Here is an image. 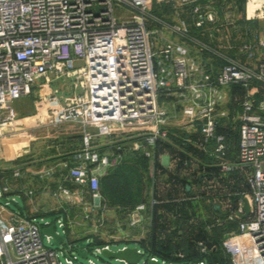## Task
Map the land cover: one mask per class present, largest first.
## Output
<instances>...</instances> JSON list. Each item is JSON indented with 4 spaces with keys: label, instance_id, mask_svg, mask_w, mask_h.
Segmentation results:
<instances>
[{
    "label": "built area",
    "instance_id": "obj_1",
    "mask_svg": "<svg viewBox=\"0 0 264 264\" xmlns=\"http://www.w3.org/2000/svg\"><path fill=\"white\" fill-rule=\"evenodd\" d=\"M151 1L0 0L1 158L15 164L0 167V264H72L73 259L83 258L79 251H85L86 258L88 249L96 254H103L104 249L117 251L110 248L114 242L134 241L150 247L153 221L148 206L160 203L156 197L125 209V233L116 232L109 240L97 242L107 235L104 226L112 210L104 204L101 192V178L111 165V157L101 151V141L115 140L119 149L124 141L131 150L152 158L156 147L170 140L168 126L173 115L160 103L161 95L166 94L185 101L184 119L201 126L199 138L180 137L181 143L191 141L210 157H224L228 147L225 135L217 132V117L225 113L216 111L225 100L224 88L231 85L247 90L238 116L236 159L234 163L222 159L216 165L224 172L238 169L246 189L232 205L227 201L230 194L213 195L227 206L221 207L209 228L236 221L237 229L225 233L220 243L231 264H264V98L259 97L264 95V37L258 40L251 64L229 58L214 72L197 62L183 42L155 37L150 27V20L156 19L149 13ZM176 1L191 6L195 27L214 20L213 12L203 10L202 0ZM243 19L264 20V0H244ZM171 29L187 35L181 26ZM252 48L250 42L243 43V50ZM76 61L83 64L76 66ZM27 96H33L34 112L20 122L15 103ZM25 121L32 122L30 129L78 124L82 145L70 157L38 170L19 165L23 155L13 154L9 143L16 138L12 134L15 126H26ZM212 141L216 147L210 150ZM27 177L39 180L42 186L13 183ZM53 179H57L54 185L50 183ZM14 194L24 196L30 204L49 195L56 204L48 211H55L56 219L46 221L45 214H38V209L30 212L24 205L23 212L9 208V196ZM245 199L250 210L243 218ZM116 223L117 230L121 225ZM51 225L64 238L57 247L46 245L42 238L43 229ZM77 229L82 235L88 231V248L75 249L72 236ZM46 235L49 242L54 239ZM192 244L193 250L177 251L173 260L149 255L141 245L137 248L142 256L136 264L152 260L209 264L207 258L216 249L211 240ZM67 252L78 255L71 259Z\"/></svg>",
    "mask_w": 264,
    "mask_h": 264
},
{
    "label": "crops",
    "instance_id": "obj_2",
    "mask_svg": "<svg viewBox=\"0 0 264 264\" xmlns=\"http://www.w3.org/2000/svg\"><path fill=\"white\" fill-rule=\"evenodd\" d=\"M202 4L204 11L214 13V20L206 21L202 27H195L190 5L181 4L176 0H152L149 5V13L151 17L154 16L156 19L150 20V27L154 31L155 37L161 41L164 39H172L174 41L183 42L187 45L190 55L197 62L206 64V66L214 72H217L220 66L229 58L237 59L242 63L251 64L256 56L255 48L258 40L264 37V20L246 22L243 19L242 4L238 5L235 0H202ZM172 25H178L184 28L187 31L186 37L173 31L171 29ZM246 41L250 42L253 46L250 52L242 49L243 43ZM224 92L225 100L216 111L225 113V115L218 114L217 117V132L225 135V142L228 147L226 155L221 158H213L206 155L203 151L194 146L191 141H187L185 144L181 143L182 140H180V137H182V139L187 138L191 140L200 137V123L196 122L192 125L186 122L182 115V107L185 105V101L179 99L178 96L169 97L166 94L161 95L160 103L162 107L173 115L168 126L170 140L158 145L152 158L144 156L141 151H137L140 152L143 157L140 155L142 157L140 160L133 159L126 162V164L137 166L143 174V179L145 181L143 202L150 203L151 199L154 197L158 198L160 202L158 205L152 206L150 204L148 206L153 224H157L156 221L158 218L160 222H162L163 219L170 218L171 216L172 218L168 220L173 221V229L176 230L177 228L178 233L183 231V229H180V226L183 225L185 219L181 218L179 214L164 207L163 204L181 200H190L194 202L193 199L195 197L189 193L190 191L188 189L189 198H181L182 191L175 189V187H178V176L184 172L186 175H190L193 170V165L213 164L214 167L208 170L215 171L214 179H217L222 187L221 190H217L218 192H207L209 193V197H213V195L220 192H222L224 196L229 194V188L225 184V178L227 181L229 180L231 182L232 171L224 172L216 164L222 159L229 163L235 162L237 151L231 149V135L238 130V116L242 111V102L245 99L247 90L239 85H231L225 87ZM78 133L82 134V131ZM54 137V140L48 145V151L44 158L36 157V159H31L28 162L26 157H24L26 154L20 153L23 157L19 159L17 163L31 170H38L51 164H56L61 159L68 158L66 156L68 153L74 152L82 145V139L69 140L66 136L63 138L61 136ZM61 138L63 143L60 141ZM68 141L71 142L68 143ZM114 141L115 140L108 138L101 141L102 153L111 157V165L106 169L102 178L108 173L115 171L124 162V149H119ZM215 147V141L210 142L208 145L210 150H213ZM17 149L22 151L21 147ZM204 173H208L204 174L208 176L210 172L205 171ZM13 181V183L17 185L18 183H29L31 185L36 184L38 187L42 186V183L34 178L27 177L20 179V181ZM56 182L57 179H53L50 183L54 185ZM244 192L245 190L241 192L242 196ZM22 197L25 200L24 206L28 208L30 212L38 209L39 211L37 213L42 215L45 214V216L55 213V211H48L50 207H53L56 203L55 200L51 199L47 194L42 195L32 204H30L28 199L24 196ZM213 208L218 214L222 212L220 207L216 210L215 205H213ZM64 210L71 214L73 212L67 208ZM193 218L194 216H191L186 221L192 220ZM165 231L166 229H163L162 226L159 225V227H157V234L160 239L163 238ZM72 237L75 241L85 238L78 229ZM207 239H209V237H207ZM194 240H200V238ZM191 245L193 247V244ZM186 250L190 252L192 248Z\"/></svg>",
    "mask_w": 264,
    "mask_h": 264
},
{
    "label": "rangeland",
    "instance_id": "obj_3",
    "mask_svg": "<svg viewBox=\"0 0 264 264\" xmlns=\"http://www.w3.org/2000/svg\"><path fill=\"white\" fill-rule=\"evenodd\" d=\"M243 0H235V2L240 5ZM117 9L116 8V14H117ZM118 16V14H117ZM82 61H76V66L82 65ZM54 85H58V83H54ZM264 88V86H263ZM264 91V90H263ZM16 109L18 110V115H19V121L22 122L21 120L25 118L26 116L32 115L34 112V104H33V96H27L24 98L19 99L15 103ZM28 122L27 125L23 126H15L14 129H16V132H13L12 134H16V138L14 137L13 141L9 143L10 148H12V153L13 154H26L24 157H26V160L29 162L31 159H36L38 158H44L45 155L47 154L48 151V145L54 140V136H61L62 138L66 136L67 139H73L70 136H74L75 134H80L78 132L82 131V127H80L78 124H66L61 127H37V128H29L30 124H32L31 121H25ZM4 131H12L11 128H5L3 129ZM60 139V141L62 140ZM58 140V139H55ZM63 143V141H61ZM71 141H68L70 143ZM22 148V151H20L19 148ZM235 151V148L233 149ZM0 152L1 156L3 154L2 147L0 145ZM9 153V151L7 152ZM33 156V157H32ZM14 166L13 162H7L4 161L2 158H0V167L4 168H12ZM193 170L191 171V174L181 173L178 176L177 180V185L178 187H175L176 190H181V198H189L190 195L189 193L192 194L195 198L193 201L195 202V205L197 206L196 210L197 213L194 216L192 220L186 221L184 220L183 225L180 226V229L183 231L181 233H178V229L176 230L173 229L174 223L173 221H170L168 219L170 218H165L162 220L161 225L163 229H166L163 238L160 239L163 244V246L171 252V254H174L177 251L184 250L189 248H193L192 245H189L190 243L188 242L190 237H195V239L199 236V234H202L203 236H208L210 231L213 229V227L209 228V225L212 223L216 222V218L218 217V213L214 210L213 205H218L220 208L226 205L223 201L225 200H218L217 198L214 197H209V193L217 190H221V185L219 184V181L217 179H214L215 171L213 170H208L209 168L206 166L200 165H193ZM210 172L204 173V172ZM232 171V181L230 182L229 180L227 181L225 178V184L229 188V194L230 196L228 197L229 199L227 200L229 204L232 205V203L236 202L238 199L242 197V191L245 190V186L241 179L238 177L239 171L238 169ZM212 173V174H211ZM219 175V174H218ZM217 177V176H216ZM220 177V176H219ZM187 189L190 191L189 193L187 192ZM209 192V193H207ZM218 192V191H217ZM15 199L18 201L20 205H24L25 200L24 198L19 195V194H14L10 195L9 199ZM223 203H222V202ZM227 206V205H226ZM9 208L15 209L16 207L12 204H9ZM227 208V207H226ZM112 210H109V220L105 224L104 230L106 231L107 235L101 236L103 239H98V243H102L105 240H109L108 237L111 234H121L126 232V214H125V209L126 208H110ZM56 219L55 215H46L45 220L46 221H54ZM119 224L120 228L117 230L114 228V224L117 225ZM230 222V221H229ZM229 225L232 226L231 223ZM58 230L62 233L63 236L66 237L67 235L62 232V229L58 228ZM88 231L85 230V233L83 234L84 236H88ZM135 232V230H134ZM83 233V231H82ZM207 234V235H205ZM82 235V236H83ZM42 238L43 241L45 242L46 245H52L53 247H57L55 240L52 239L50 242L48 241L47 235L42 231ZM210 238V237H209ZM90 242L87 241L86 238L80 239L76 241L75 243V249H86L90 246ZM130 247V248H135L139 247L141 248L140 243L138 242H114L110 244V248L113 250H118L122 247ZM94 248V246L92 245ZM91 247V248H92ZM96 247V246H95ZM187 252V251H186ZM89 257L88 258H80L78 257L76 260L73 259L75 255H78L77 252H67L66 256L73 259L72 264H91L89 262V258L95 260L96 262L100 264H122L119 260L115 258H109L103 254H96L95 251H91L88 249ZM222 253V252H221ZM60 259L65 263V258L64 255L60 254Z\"/></svg>",
    "mask_w": 264,
    "mask_h": 264
},
{
    "label": "trees",
    "instance_id": "obj_4",
    "mask_svg": "<svg viewBox=\"0 0 264 264\" xmlns=\"http://www.w3.org/2000/svg\"><path fill=\"white\" fill-rule=\"evenodd\" d=\"M242 7L244 8V0L241 2ZM240 4V5H241ZM264 88L262 87V91ZM264 92V91H263ZM260 98H264V95L259 96ZM232 136V150L235 148L237 151L238 141H239V133L238 130L233 133ZM73 138L72 140L82 139V134H75L74 136H70ZM121 150L124 149V162L121 166H119L115 171L108 173L102 178V196L103 202L109 208H129L133 207L144 201V188L145 181L143 179V174L141 170L137 166H133L130 164H126L127 161L138 159L140 160L143 156L140 152L133 151L128 148V145L123 141L121 143ZM73 149V148H71ZM75 149V148H74ZM72 154L68 153L66 156L70 157ZM142 157H141V156ZM208 168L214 166H207ZM164 207L169 209L170 211L179 214V216L185 220L189 219L191 216L197 213L196 205L194 202L190 200H181L178 202H169L163 204ZM157 224H153L152 235L150 240V247H147L145 244H141L145 247V251L149 255H155L161 258L173 260V254L169 252L161 243L162 241L158 237L157 227L161 225L160 219H157ZM229 223L232 224L229 225ZM237 229V222L230 221L224 222L221 225L213 226V229L210 231L207 237L211 242L216 246V249L211 251L209 257L207 258L209 264H231V260L228 254H226L220 246L221 239L225 233L229 231H233ZM207 235V234H205ZM206 236L199 234L197 238L207 239ZM195 237H190L188 242L191 245L195 240ZM101 243V242H100ZM187 251V250H186ZM189 251V250H188ZM187 251V252H188ZM222 252V253H221Z\"/></svg>",
    "mask_w": 264,
    "mask_h": 264
},
{
    "label": "water",
    "instance_id": "obj_5",
    "mask_svg": "<svg viewBox=\"0 0 264 264\" xmlns=\"http://www.w3.org/2000/svg\"><path fill=\"white\" fill-rule=\"evenodd\" d=\"M8 201L12 205H14L20 212H23L22 205H20L16 200L10 199ZM215 209L218 210L219 206L215 205ZM244 209H245V214L242 215L243 218H245L248 215L249 210H250V204H249L248 199H245ZM43 232L46 234L52 235L54 240H55L56 245H60L64 240V238L56 232L54 225H51L50 227L44 228ZM78 253L83 258L87 257V254L85 251H79ZM103 254L109 258L124 260L129 264H136L142 256V254L138 251L137 247H135V248L127 247L125 249L117 250V251L104 249ZM150 264H159V262L152 260Z\"/></svg>",
    "mask_w": 264,
    "mask_h": 264
},
{
    "label": "bare ground",
    "instance_id": "obj_6",
    "mask_svg": "<svg viewBox=\"0 0 264 264\" xmlns=\"http://www.w3.org/2000/svg\"><path fill=\"white\" fill-rule=\"evenodd\" d=\"M28 120H32V119L30 118V119H28Z\"/></svg>",
    "mask_w": 264,
    "mask_h": 264
}]
</instances>
